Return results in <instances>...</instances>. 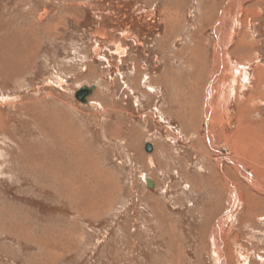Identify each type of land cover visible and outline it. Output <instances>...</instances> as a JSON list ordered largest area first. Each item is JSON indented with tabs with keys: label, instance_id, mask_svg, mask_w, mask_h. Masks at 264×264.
Returning a JSON list of instances; mask_svg holds the SVG:
<instances>
[{
	"label": "rangeland",
	"instance_id": "obj_1",
	"mask_svg": "<svg viewBox=\"0 0 264 264\" xmlns=\"http://www.w3.org/2000/svg\"><path fill=\"white\" fill-rule=\"evenodd\" d=\"M236 4L249 79L207 133ZM261 187L264 0H0V264H220L216 226L225 264H264Z\"/></svg>",
	"mask_w": 264,
	"mask_h": 264
},
{
	"label": "bare ground",
	"instance_id": "obj_2",
	"mask_svg": "<svg viewBox=\"0 0 264 264\" xmlns=\"http://www.w3.org/2000/svg\"><path fill=\"white\" fill-rule=\"evenodd\" d=\"M202 12H203V10H202ZM197 13H199V12H197ZM237 15H238V5L236 4V6L234 5L232 8H230V12L223 11L222 17H221V19H220V21L218 23V29L216 31L217 32L216 35H217V39H218V42L216 44L217 50L214 51V62H215V65H214V67L212 69L213 72L210 74V83H209V85H208V87L206 89V94H205L206 96H205L204 116H205V125H207V133H210V129H211V124H212L213 118L215 116H218V114H219V110H216L217 109L216 107H218V105H220L221 102H217V101L218 100L219 101L222 100V101L226 102L228 100V98L233 95V89H231L230 86H229V88H227V84H229L231 82L230 85H232V83L234 84L235 81L238 80V79L240 81L242 79H244V80H248L249 79L248 78L249 75L243 73L244 72L243 68H245L244 65L241 64L240 62H233L235 60L232 59L231 56L227 55V48L231 45L229 37L232 36L231 32H232V30L233 31L235 30L234 29L235 24L238 22L237 21ZM239 38L242 39L243 38V34H240ZM235 48L237 49V51L239 50L238 47H235ZM117 50H119L120 53H122L124 49L120 50V48L118 47ZM191 64H193V63H191ZM94 89H95V87H94ZM255 89H256V87H255ZM217 119H219V118H217ZM244 133L245 132H243V134ZM245 135H242L243 139L239 138V142L237 143V147H236L237 149H243L241 147L244 146V144H247ZM218 137H219L220 140L223 139L222 138V134H219ZM208 139L211 142V144H213V147H215V148L220 147V143L221 142L219 143L217 141L219 143V145L216 146V142H214L213 140L211 141V139L209 137H208ZM259 143L261 144V142H259ZM224 147L221 144V150L226 153V151H224ZM227 155L229 156V154H227ZM225 157H227V156H225ZM229 158L231 160L230 156H229ZM233 162L235 164V161H233ZM248 179L251 180L250 177H248ZM227 184L229 186V190H230V193H231L232 190H233V186L231 184H229V183H227ZM251 184L255 185L254 181L251 180ZM261 188L264 189V187H261ZM231 195L233 196L234 194H231ZM231 201L233 202V200H231ZM233 204H235V202H233ZM232 207L233 206L230 204V207H229L230 211H231ZM219 232H220V228L218 226H216L215 227V239H214V242H215L219 257H220V264H225V260H224V258L222 256V247L223 246H222V242H221V239H220Z\"/></svg>",
	"mask_w": 264,
	"mask_h": 264
},
{
	"label": "water",
	"instance_id": "obj_3",
	"mask_svg": "<svg viewBox=\"0 0 264 264\" xmlns=\"http://www.w3.org/2000/svg\"><path fill=\"white\" fill-rule=\"evenodd\" d=\"M94 85L92 86H82L80 87L76 92H74V98L81 104L87 103V98L93 93L94 91ZM144 150L147 153H150L152 151V145L151 144H145ZM147 188L153 187V182L150 179H146L145 181Z\"/></svg>",
	"mask_w": 264,
	"mask_h": 264
},
{
	"label": "flooded vegetation",
	"instance_id": "obj_4",
	"mask_svg": "<svg viewBox=\"0 0 264 264\" xmlns=\"http://www.w3.org/2000/svg\"><path fill=\"white\" fill-rule=\"evenodd\" d=\"M96 87V86H95Z\"/></svg>",
	"mask_w": 264,
	"mask_h": 264
}]
</instances>
